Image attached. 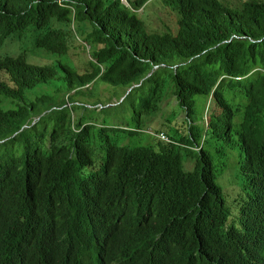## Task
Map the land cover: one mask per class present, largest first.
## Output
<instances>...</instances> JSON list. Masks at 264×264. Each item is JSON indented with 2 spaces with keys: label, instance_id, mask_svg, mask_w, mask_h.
Listing matches in <instances>:
<instances>
[{
  "label": "trees",
  "instance_id": "obj_1",
  "mask_svg": "<svg viewBox=\"0 0 264 264\" xmlns=\"http://www.w3.org/2000/svg\"><path fill=\"white\" fill-rule=\"evenodd\" d=\"M149 1L0 0V264H264V0H166L178 32L149 30L139 14ZM72 39L89 52L83 69L69 59ZM58 73L73 89L142 83L129 93L143 107L131 135L157 112L171 141H110L97 165L89 124L71 129L65 108L52 128L36 120L47 99L37 87ZM198 95L221 114L198 119ZM170 98L183 116L164 118ZM202 121L230 146L240 136L235 210Z\"/></svg>",
  "mask_w": 264,
  "mask_h": 264
},
{
  "label": "rangeland",
  "instance_id": "obj_2",
  "mask_svg": "<svg viewBox=\"0 0 264 264\" xmlns=\"http://www.w3.org/2000/svg\"><path fill=\"white\" fill-rule=\"evenodd\" d=\"M231 1L241 4L245 0ZM139 14L151 31L164 32L171 30L178 32L179 30V14L166 0H150L139 10ZM81 42L80 39L71 40L72 49L69 59L74 65L83 69L87 65L89 52L79 46ZM7 52H10L13 56L23 53L20 46L8 48ZM24 55L34 63L44 64L49 62L48 57L44 54H33L25 51ZM37 90V96L47 98L46 102L44 101L39 105L44 112L40 117H36L37 121L40 118L41 124H49L52 128L56 116L61 109L65 108L70 118L71 129H77V125L81 121L90 125L92 135L90 149L97 165H99L102 156L104 157L106 146L110 141L121 145H135L156 138L149 131H156L159 127L157 124L160 123L153 124L157 112L149 114L144 111L142 119L143 125L146 126L131 135V130L137 129L139 112L143 110L141 105L142 93L129 95L130 90L124 85H114L99 79L86 86L73 89L63 80V73H58L49 83L39 85ZM234 95L233 91H226L228 99L232 100ZM37 96L31 95L30 97L34 100ZM51 107L52 109H49ZM164 107L166 108L164 118L173 119L175 114H178L177 118L184 115L181 112V106L175 104V98L165 100ZM53 109H57L54 114L48 113ZM196 113L198 119L206 118L208 123L214 114H221V109L214 99L198 95ZM161 119L163 120V118ZM172 123L165 125L171 133L174 131ZM201 125L205 129V148L213 158L214 170L217 175L216 181L223 189L227 205L235 210L238 207L236 200L239 199L242 193V182L247 165V156L242 148L240 136L235 135L234 143L230 146L226 141L218 140L213 129L205 126L203 121ZM64 138L66 139V136ZM182 153L186 156L187 149L183 148ZM193 161L196 166L197 158H193ZM195 166L191 169H194Z\"/></svg>",
  "mask_w": 264,
  "mask_h": 264
},
{
  "label": "built area",
  "instance_id": "obj_3",
  "mask_svg": "<svg viewBox=\"0 0 264 264\" xmlns=\"http://www.w3.org/2000/svg\"><path fill=\"white\" fill-rule=\"evenodd\" d=\"M154 134L163 140L171 141V138L165 132L154 133Z\"/></svg>",
  "mask_w": 264,
  "mask_h": 264
},
{
  "label": "clouds",
  "instance_id": "obj_4",
  "mask_svg": "<svg viewBox=\"0 0 264 264\" xmlns=\"http://www.w3.org/2000/svg\"><path fill=\"white\" fill-rule=\"evenodd\" d=\"M124 3H126L127 5H129V2H128V0H122ZM212 99V98H211ZM161 132H165V131H161ZM151 133L154 135V136H156L154 133H160V132H158V131H151ZM166 133V132H165ZM167 134V133H166ZM168 135V134H167ZM169 136V135H168ZM156 137H158V136H156ZM170 137V136H169ZM171 138V137H170Z\"/></svg>",
  "mask_w": 264,
  "mask_h": 264
},
{
  "label": "water",
  "instance_id": "obj_5",
  "mask_svg": "<svg viewBox=\"0 0 264 264\" xmlns=\"http://www.w3.org/2000/svg\"><path fill=\"white\" fill-rule=\"evenodd\" d=\"M157 67H158V66H157ZM151 74H152V73H151ZM151 74H150V75H151ZM150 75H149V76H150ZM142 82H143V81H142ZM141 84H142V83L133 85V86L130 88V91H131L134 87L140 86ZM26 127H27V126H26Z\"/></svg>",
  "mask_w": 264,
  "mask_h": 264
}]
</instances>
